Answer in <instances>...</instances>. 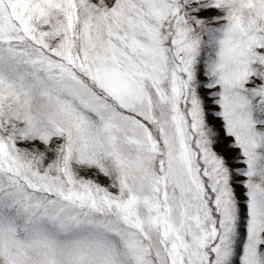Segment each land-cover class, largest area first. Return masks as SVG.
Segmentation results:
<instances>
[{
    "label": "snow or ice",
    "instance_id": "obj_1",
    "mask_svg": "<svg viewBox=\"0 0 264 264\" xmlns=\"http://www.w3.org/2000/svg\"><path fill=\"white\" fill-rule=\"evenodd\" d=\"M0 264H264V0H0Z\"/></svg>",
    "mask_w": 264,
    "mask_h": 264
}]
</instances>
